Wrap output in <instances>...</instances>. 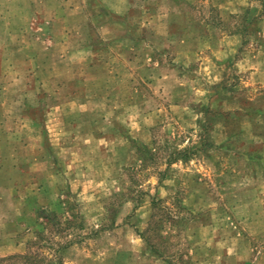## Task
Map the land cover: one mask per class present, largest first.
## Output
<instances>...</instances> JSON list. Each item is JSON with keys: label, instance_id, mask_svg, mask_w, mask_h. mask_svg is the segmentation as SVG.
Instances as JSON below:
<instances>
[{"label": "rangeland", "instance_id": "1", "mask_svg": "<svg viewBox=\"0 0 264 264\" xmlns=\"http://www.w3.org/2000/svg\"><path fill=\"white\" fill-rule=\"evenodd\" d=\"M114 9L0 49V264H264V0Z\"/></svg>", "mask_w": 264, "mask_h": 264}, {"label": "crops", "instance_id": "2", "mask_svg": "<svg viewBox=\"0 0 264 264\" xmlns=\"http://www.w3.org/2000/svg\"><path fill=\"white\" fill-rule=\"evenodd\" d=\"M86 1L0 0V49L10 47L13 58L17 55V59L24 58L25 50L28 49L31 61L37 62L39 58L33 49L36 44L29 39V35L31 36L34 29L40 28V26L45 31H56V34L63 33L65 36L61 41L64 45L73 40L74 45L78 47L86 44L80 34L87 30H101L103 37L99 42L105 40V45L108 44L105 42L113 39V32L119 26L130 30L125 21L126 18H119L118 21L113 20L114 14H120L114 9L116 3L129 6L130 0H90L91 8L84 7ZM90 42L97 43L96 40ZM18 46L21 48L14 51L19 52L14 53L13 49ZM66 48L68 49L70 46ZM9 253L13 254L15 250L4 254Z\"/></svg>", "mask_w": 264, "mask_h": 264}, {"label": "trees", "instance_id": "3", "mask_svg": "<svg viewBox=\"0 0 264 264\" xmlns=\"http://www.w3.org/2000/svg\"><path fill=\"white\" fill-rule=\"evenodd\" d=\"M138 153L140 154V158L143 163L155 159L154 153L148 147H139Z\"/></svg>", "mask_w": 264, "mask_h": 264}]
</instances>
